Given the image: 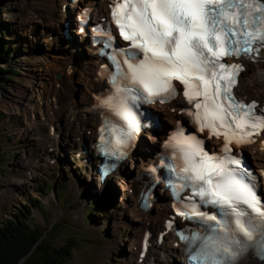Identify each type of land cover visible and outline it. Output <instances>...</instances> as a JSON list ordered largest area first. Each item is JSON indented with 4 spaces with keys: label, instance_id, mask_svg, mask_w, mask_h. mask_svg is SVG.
I'll use <instances>...</instances> for the list:
<instances>
[{
    "label": "rangeland",
    "instance_id": "obj_1",
    "mask_svg": "<svg viewBox=\"0 0 264 264\" xmlns=\"http://www.w3.org/2000/svg\"><path fill=\"white\" fill-rule=\"evenodd\" d=\"M21 14H28L31 21L23 20ZM37 20L40 21L34 12L25 9L23 0H0V25H8L11 31L4 38L12 54L9 67L14 72L12 83L0 84V226L23 211L24 204L32 203L31 197L43 205L42 211L33 209V218L42 226L43 233L47 236L53 227L58 228L50 236L51 244L64 245L67 237L75 238L77 245L68 264H128L139 222L132 220L128 201L122 200L121 185L133 170L129 166L120 175L110 177L100 191L96 175L88 178V164L83 162L87 157L78 154L85 144L89 149L92 135L67 143L55 138L42 149L45 136L41 138L39 133L46 135L47 128L27 126L25 121L29 115L16 111L17 99L26 94H33L35 100L43 98V92L40 95L35 92L40 89V82H46L49 87L53 81L54 86V81H59L65 72L57 71L55 65H60L57 60L62 61L69 51L56 44L54 36L52 41L48 40V34L42 32ZM85 53V49L73 52L72 67L76 72L73 84L78 88L83 84L79 64ZM55 54L60 59H53L51 55ZM37 58L47 59L43 67L36 62ZM258 69L250 67L249 77L260 73ZM255 79L263 88L264 81ZM78 88H74L77 97ZM67 120H61V127L66 126ZM27 172L31 173L30 177ZM110 195L113 201L108 202Z\"/></svg>",
    "mask_w": 264,
    "mask_h": 264
},
{
    "label": "snow or ice",
    "instance_id": "obj_2",
    "mask_svg": "<svg viewBox=\"0 0 264 264\" xmlns=\"http://www.w3.org/2000/svg\"><path fill=\"white\" fill-rule=\"evenodd\" d=\"M112 15L120 36L143 55L138 63L128 65L134 77L157 91L172 94H175L173 81L180 82L187 100L197 101L195 120L200 130L222 135L226 152L233 141L253 143V137L264 131V115L256 114V104L238 101L233 94L240 66L222 62L226 56L250 55L259 51L254 45L264 44V3L123 0L115 3ZM155 60L162 63L156 64ZM185 143L192 181L201 184L198 195L230 209L236 216L237 228L251 237L241 220L244 212L238 208L243 204L264 216L251 188L229 173L224 161L213 163L215 158L202 155L197 141L189 139ZM198 155L199 164L194 162ZM192 214L203 215L194 206Z\"/></svg>",
    "mask_w": 264,
    "mask_h": 264
},
{
    "label": "bare ground",
    "instance_id": "obj_3",
    "mask_svg": "<svg viewBox=\"0 0 264 264\" xmlns=\"http://www.w3.org/2000/svg\"><path fill=\"white\" fill-rule=\"evenodd\" d=\"M23 4L28 12H34V15L40 19V21H37L41 22L42 28L44 27V25H46V32H50L49 36L55 34L56 38L59 37L57 33V28H59L60 32H62V24L71 21L70 16L75 10V7H69L66 13L62 11V5L67 4V0H23ZM99 10L100 12H103L105 10V6L103 4H100ZM27 15L21 14L20 16L21 18H23V20L31 21V17ZM73 41L76 42L77 47L82 48L83 45H86L87 49V54L86 56H84L85 58L83 57V59H81L82 61L79 69V75L82 78L83 82L82 86H80L79 88L76 87L73 84V81L71 82V76H69L68 73H65L59 81H54L55 83L60 84L62 90L58 86L55 88V86L52 85L50 86V88H48L46 82L44 83L43 81H41L40 89H37V91L35 92H37V94L39 93L38 95L43 92L44 96L46 95V97H44L43 99L39 98L35 100L32 96L33 94L30 96H27L26 94L20 97L21 100L17 99V101H15V104L18 107L16 111H18L19 113H23L24 115L28 114L30 116V118L28 117V119H26L25 121L27 126L37 127L38 125H41L42 128H47L46 135L39 133L41 135V138L45 136L42 141V149L48 147L51 140H53V138L55 137V134L52 135L49 131L55 126L56 123L60 121L64 113L66 114L75 108H80L82 104L88 102V98L90 97V91L92 87L91 83L98 69L97 58L94 55V50L87 45V41L85 39H83L82 37L80 38L77 35V38H73ZM68 43L71 42L68 41ZM51 56L53 59H60V56L58 54ZM46 60L47 59L37 58L36 62L43 67V63ZM73 62V55L69 53L63 58L62 61L57 60V64L60 65L55 66L57 71L62 72L68 64H73ZM256 67H259L257 71H259L260 73H256V75H254L253 77H248L247 74L246 78L242 82V85L240 86L239 92L242 95H246L248 97L253 96L255 98H258L264 104V87L260 88L259 85L261 83L257 84L258 82H256L255 79L258 78L260 82L264 81V63H258L256 64ZM74 88H78L80 90L77 98L67 100L64 99L66 97L64 96L58 106L50 105L49 96L51 94H54L61 98L63 94H66L65 92L74 93V90H72ZM41 103L44 105V108ZM162 112L165 118L172 125H174L176 119L172 117L171 113L166 109H163ZM77 118L78 117L75 118L74 116H71V121L70 124H68V127L63 131L61 129H58V133L60 135L62 133L64 142L68 141L71 129H75L74 125L77 121ZM90 125H94L93 117L90 118V122L83 123L82 127L88 128ZM76 136L77 134L75 133L74 138H76ZM78 136L82 137V130L78 132ZM152 140L154 143H157L155 138H152ZM253 150L255 151V154L253 155V161L255 166L259 168H264V155L260 151V145L257 144ZM95 160L96 159L94 157L93 161L90 162L87 166L89 175L88 178L90 179L94 178L95 176L94 169L92 167V163L95 162ZM153 160L154 156L152 154L144 153L139 155L136 160L131 161L130 168L131 170H133L131 172L132 175H130L129 178H125L123 185H121L122 200L128 201L127 208L133 214L132 220L135 222H139L138 236L132 241L130 255L128 256L130 261L128 264H185V261L182 257L181 249L175 246L176 241H173V243H167L163 246H154L148 257L144 260V262L139 263L138 261V256L141 249V240L144 232L148 230H153L154 232H157L161 228V223L170 213V206L167 202L168 195H163L161 200L154 206V208L150 212H143L142 210H140L139 205L136 202L137 195L139 193L138 188L144 184V182L137 181L144 180V178L142 177V171L144 168L152 164ZM29 165L34 166V164ZM127 167H129L128 163L122 165L119 171L114 175H119L121 171L128 170ZM96 181L97 189L102 191L105 188V185H101L98 175ZM134 247H137L136 251H134ZM247 264L254 263L251 262Z\"/></svg>",
    "mask_w": 264,
    "mask_h": 264
},
{
    "label": "trees",
    "instance_id": "obj_4",
    "mask_svg": "<svg viewBox=\"0 0 264 264\" xmlns=\"http://www.w3.org/2000/svg\"><path fill=\"white\" fill-rule=\"evenodd\" d=\"M0 84L12 83L13 70L9 67L10 49L6 47L4 36L11 34L8 25H0ZM2 29V30H1ZM26 203L23 211L14 214L0 226V264H68L76 247L75 238L67 237L64 245H53L50 236L56 232L53 227L47 236L41 225L33 218V209L42 210L39 200ZM90 218V217H89ZM92 221V220H91ZM24 263H21L22 259Z\"/></svg>",
    "mask_w": 264,
    "mask_h": 264
},
{
    "label": "clouds",
    "instance_id": "obj_5",
    "mask_svg": "<svg viewBox=\"0 0 264 264\" xmlns=\"http://www.w3.org/2000/svg\"><path fill=\"white\" fill-rule=\"evenodd\" d=\"M139 62V61H138ZM135 62V63H138ZM133 63V64H135ZM154 63L161 64L162 61L155 60ZM130 69V68H129ZM131 71V80L135 84V91H129L125 87H121L118 83L114 91L106 96H97L95 98V103L93 107L102 108L105 110L110 111L120 122L119 126L116 129L115 136H114V147L117 149H127L130 145H134L137 137L141 133L142 129L144 128H151L152 122L151 120H142V115H147L146 113H138L137 109L141 102L144 103H154L157 100L160 103H166V94H169L168 91H157L152 88L150 85H146L142 83L140 80L136 79ZM112 79H116L112 77ZM174 86V85H173ZM127 117V118H125ZM192 139L185 135L184 130H178L171 138L170 141L166 143V147H168L173 155L175 160L182 165V171L184 173L189 174L188 178L192 180V172L189 168L190 161H189V149L185 141ZM122 155L126 157L127 153L122 151ZM201 161V156L195 157V163L199 164ZM224 161L225 167L227 171L233 174L232 171L228 168L229 161ZM237 161V160H236ZM220 162V161H219ZM218 162V163H219ZM186 169H189L186 171ZM234 175V174H233ZM106 177L103 176L101 179H105ZM215 179H221L219 176H215ZM240 231V230H239ZM242 232V231H241ZM245 235V234H244ZM249 240L252 239L248 235H245ZM224 251H227L225 248Z\"/></svg>",
    "mask_w": 264,
    "mask_h": 264
},
{
    "label": "water",
    "instance_id": "obj_6",
    "mask_svg": "<svg viewBox=\"0 0 264 264\" xmlns=\"http://www.w3.org/2000/svg\"><path fill=\"white\" fill-rule=\"evenodd\" d=\"M25 259H26V258L22 259V260H21V263H24V262H25Z\"/></svg>",
    "mask_w": 264,
    "mask_h": 264
}]
</instances>
